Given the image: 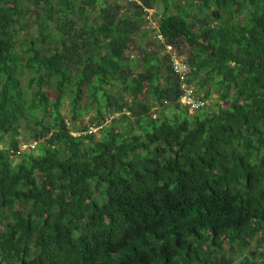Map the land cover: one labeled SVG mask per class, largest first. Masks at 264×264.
Here are the masks:
<instances>
[{
	"label": "trees",
	"instance_id": "1",
	"mask_svg": "<svg viewBox=\"0 0 264 264\" xmlns=\"http://www.w3.org/2000/svg\"><path fill=\"white\" fill-rule=\"evenodd\" d=\"M6 136L0 264H264V0H0Z\"/></svg>",
	"mask_w": 264,
	"mask_h": 264
},
{
	"label": "built area",
	"instance_id": "2",
	"mask_svg": "<svg viewBox=\"0 0 264 264\" xmlns=\"http://www.w3.org/2000/svg\"><path fill=\"white\" fill-rule=\"evenodd\" d=\"M150 14L147 15V19L149 20L150 24H154V20H152V13L153 9H149ZM157 37L160 39H164L163 35L157 34ZM167 51L171 54V62L173 70L176 74L179 75L180 80L182 82V94L180 95V102L181 104L190 107L191 109H198L202 108L206 105V101L199 97V95L196 93L195 88L190 85L187 81L188 76V65L181 61V59L178 56V53L175 51V48L171 44H167ZM92 127L91 131H96V129ZM30 145L28 143H23L22 147L18 151L20 153L24 150L25 147H29ZM31 146H34L32 144Z\"/></svg>",
	"mask_w": 264,
	"mask_h": 264
},
{
	"label": "rangeland",
	"instance_id": "3",
	"mask_svg": "<svg viewBox=\"0 0 264 264\" xmlns=\"http://www.w3.org/2000/svg\"><path fill=\"white\" fill-rule=\"evenodd\" d=\"M217 96H218V93H215V92H214V93H213V98H214L213 100H215ZM223 104H224V105H227V102H224ZM213 107H214V106H213ZM66 113H67V111H66ZM165 113L171 115V114H172V110H171V109H166ZM157 114H158V113H157ZM92 115H93V112H90V113H89V116H92ZM155 115H156V114H155ZM158 115H159V114H158ZM89 116H88V115H84V116L82 117V120L84 121V123H87V122L89 121V118H88ZM99 128H100V127H96L95 129L98 130ZM95 129H94V130H95ZM26 131H27L26 128L23 127V134H21V135L19 136V139H20V141L22 142V144L25 143V142H24L25 140H27V139L24 138V136L26 135ZM8 141H9V138H7V136H6V141H5V142H0V148H2V147H7L8 145L6 144L7 146H5V143H7ZM22 144H21V147H22ZM25 149H27V147H25L24 150H25ZM24 150H23V151H24ZM16 160H17V158L14 159L15 162H16Z\"/></svg>",
	"mask_w": 264,
	"mask_h": 264
}]
</instances>
